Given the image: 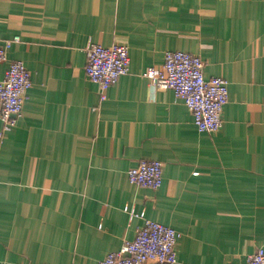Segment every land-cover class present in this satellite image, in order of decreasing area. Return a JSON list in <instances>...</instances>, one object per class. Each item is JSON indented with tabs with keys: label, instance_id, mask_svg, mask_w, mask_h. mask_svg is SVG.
Here are the masks:
<instances>
[{
	"label": "crops",
	"instance_id": "obj_1",
	"mask_svg": "<svg viewBox=\"0 0 264 264\" xmlns=\"http://www.w3.org/2000/svg\"><path fill=\"white\" fill-rule=\"evenodd\" d=\"M16 36L0 79L22 61L32 86L16 126L0 119V264H99L146 220L181 234L177 264H249L264 247V0H0V39ZM92 43L129 48L103 102ZM168 50L228 81L220 131L143 76ZM142 160L163 163L157 190L130 182Z\"/></svg>",
	"mask_w": 264,
	"mask_h": 264
},
{
	"label": "built area",
	"instance_id": "obj_2",
	"mask_svg": "<svg viewBox=\"0 0 264 264\" xmlns=\"http://www.w3.org/2000/svg\"><path fill=\"white\" fill-rule=\"evenodd\" d=\"M18 41V36L0 39V43L3 42L0 44V63L8 60V51ZM86 52V74L99 85L103 102L107 99L109 88L129 73V48L119 43L111 46L92 43ZM204 67L205 61L198 55L168 50L165 52L163 69L150 67L143 76L156 90H173L192 113L200 132L216 133L223 127L222 113L229 102V83L222 77L206 78ZM31 86V72L25 63L11 62L4 78L0 79V119L5 130L15 127L22 116ZM163 168L159 160H142L128 171V177L133 184L157 190L163 183ZM180 237L176 229L146 220L134 239L125 241L120 250L110 252L99 264H177ZM248 262L264 264V247L251 254Z\"/></svg>",
	"mask_w": 264,
	"mask_h": 264
}]
</instances>
